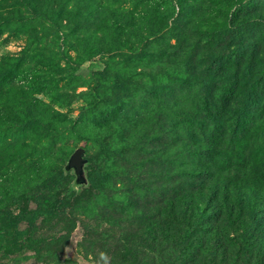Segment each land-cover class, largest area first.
<instances>
[{"label":"rangeland","instance_id":"1","mask_svg":"<svg viewBox=\"0 0 264 264\" xmlns=\"http://www.w3.org/2000/svg\"><path fill=\"white\" fill-rule=\"evenodd\" d=\"M33 2L0 0V264H264V196L193 175L264 155V0Z\"/></svg>","mask_w":264,"mask_h":264},{"label":"trees","instance_id":"2","mask_svg":"<svg viewBox=\"0 0 264 264\" xmlns=\"http://www.w3.org/2000/svg\"><path fill=\"white\" fill-rule=\"evenodd\" d=\"M63 1L64 0H34V2L32 3V8L30 7L31 5L28 7V10L30 12L29 15H34L33 18L31 17L29 18V20L34 21L43 18L45 16L46 8L60 7L64 4ZM18 20H20V18H18ZM236 121L237 120L235 119V127L238 130L244 129L247 132L246 135L249 134L250 138L251 136L252 139L253 137H255L253 130H255L254 128L256 126L248 123L247 121L240 122L241 124H239V122L237 123ZM221 140V138L213 139L212 149L210 151L213 150L214 154L216 153V147L221 144ZM205 150L206 149H204L200 154L210 157L211 152L207 153L205 152ZM199 151L200 150H196V152ZM210 162L212 161L210 160ZM222 162L223 165L217 167V171L213 170L210 172V168L212 165L206 162L204 171L193 174L196 176V178H198L197 181L200 180V182L196 181L194 183L195 187L197 188L196 191L211 195V192L213 193L214 191L216 193V191L219 190L225 197L222 202L223 206H233V201L229 202L226 196L227 192H231V190L235 192H237V190L239 189L251 190L261 194V196H264V155H259L256 153L254 143L248 148L244 155H237V157L235 156L233 160H229V158L226 160L224 159ZM212 182H214V186H212L213 190L211 191L209 187H211ZM77 186L78 185L74 186L73 183L69 187V191L71 192L75 190ZM257 205L258 204L255 203V200L251 198L250 200H248V202L245 201L244 203V206H248L252 212L256 210ZM195 206L200 209L201 207H203V204H196Z\"/></svg>","mask_w":264,"mask_h":264},{"label":"water","instance_id":"3","mask_svg":"<svg viewBox=\"0 0 264 264\" xmlns=\"http://www.w3.org/2000/svg\"><path fill=\"white\" fill-rule=\"evenodd\" d=\"M83 152L82 148L74 150L64 167L65 173L71 171L75 175L74 186L84 182L82 167L85 164V159H83Z\"/></svg>","mask_w":264,"mask_h":264}]
</instances>
